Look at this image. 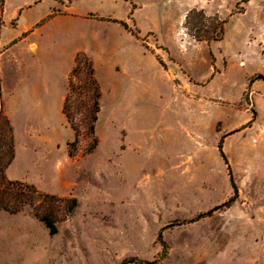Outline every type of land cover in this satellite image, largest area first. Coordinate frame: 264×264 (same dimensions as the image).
<instances>
[{"label":"rangeland","instance_id":"374dc122","mask_svg":"<svg viewBox=\"0 0 264 264\" xmlns=\"http://www.w3.org/2000/svg\"><path fill=\"white\" fill-rule=\"evenodd\" d=\"M244 1L6 0L7 177L77 206L0 211V264H264V0ZM191 10L193 33L228 19L224 40L195 42ZM82 51L103 93L91 152L62 114Z\"/></svg>","mask_w":264,"mask_h":264},{"label":"trees","instance_id":"16d2710c","mask_svg":"<svg viewBox=\"0 0 264 264\" xmlns=\"http://www.w3.org/2000/svg\"><path fill=\"white\" fill-rule=\"evenodd\" d=\"M247 2L249 0L244 1V3ZM5 5L6 0H0V36L1 30L5 25ZM132 7L135 8V5L132 4ZM242 13V8H238L234 14ZM195 14H199L203 19H208L202 11L191 10L188 13L184 28L195 42L210 44L211 42H222L224 40L228 19L222 20L218 16H215L211 18L216 24L213 29L202 31L203 33H193L190 29V21ZM121 25L127 32L138 38L127 23L123 22ZM157 60L162 64L159 59ZM102 97V88L96 76V67L93 59L87 53L79 52L75 57V66L71 72L68 92L65 95L62 106V114L74 132L75 140L72 146L77 145L83 135L91 140L90 152L97 147L96 124L101 112ZM15 149L14 127L4 107L0 73V211L18 214L24 208L34 207L37 201H41L42 203L49 204L52 202L61 204L71 203L69 206L65 205L68 207L67 211L71 213L77 206L75 199L71 201L57 199L42 194L34 185L8 179L7 171L15 160ZM218 149L225 160L222 143L219 144ZM42 209L45 211H42ZM35 216L44 224L51 236L58 234V217L53 213L51 208L46 210L44 206L42 208L40 206V209L36 208Z\"/></svg>","mask_w":264,"mask_h":264},{"label":"crops","instance_id":"0c3cea01","mask_svg":"<svg viewBox=\"0 0 264 264\" xmlns=\"http://www.w3.org/2000/svg\"><path fill=\"white\" fill-rule=\"evenodd\" d=\"M126 31V30H125ZM219 43V42H218ZM82 52H84V51H82ZM85 53H87L88 55L90 54L89 52H85ZM90 57H91V54L89 55ZM155 60H156V62L159 64V65H161V63L155 58ZM94 61V60H93ZM95 63V62H94ZM74 64H75V59H74ZM161 66H163V65H161ZM95 67H96V65H95ZM97 76V75H96ZM63 102H64V96H63V101H62V104H63Z\"/></svg>","mask_w":264,"mask_h":264}]
</instances>
